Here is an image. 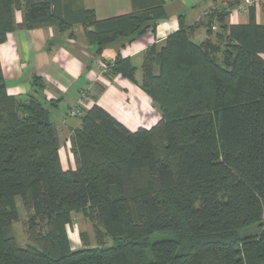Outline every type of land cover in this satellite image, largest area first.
Here are the masks:
<instances>
[{
	"label": "trees",
	"instance_id": "obj_1",
	"mask_svg": "<svg viewBox=\"0 0 264 264\" xmlns=\"http://www.w3.org/2000/svg\"><path fill=\"white\" fill-rule=\"evenodd\" d=\"M167 1L132 0L131 12L99 19L81 0H0V44L19 29L74 37L82 25L103 74L137 83L160 114L130 129L97 101L85 106L95 99L83 90L68 111L80 120L76 167L65 169L50 110L59 99L37 95L40 75L27 96L10 93L0 59V264H264V25L253 14L229 25L227 8L192 25L180 15L179 29L145 50L139 83L122 51L156 32ZM201 26L209 37L198 42ZM18 196L31 211L27 247L14 228ZM75 213L92 222L96 246H73Z\"/></svg>",
	"mask_w": 264,
	"mask_h": 264
},
{
	"label": "crops",
	"instance_id": "obj_2",
	"mask_svg": "<svg viewBox=\"0 0 264 264\" xmlns=\"http://www.w3.org/2000/svg\"><path fill=\"white\" fill-rule=\"evenodd\" d=\"M246 1L168 0L165 6L168 17L159 21L156 32L148 31L127 45L122 53L131 57L137 67L142 66L147 47L154 43L162 44L169 34L179 29L180 15H183L182 19L186 25H192L205 21L209 14L217 10L227 8L229 14L226 22L229 25L248 24L252 14L258 24L264 25V5L249 7L245 5ZM81 4L87 9L95 10L99 19L126 14L133 10L132 0H81ZM21 20L22 14L18 11L17 21ZM75 26L80 27V30L77 28L79 34L75 31ZM75 26L74 37H70L71 30H68L62 43L55 42V39L63 32L55 25H43L11 32L7 41L0 44V59L10 93L27 96L34 90L31 80L35 75H40L45 81V88L37 95L41 99H59L58 107H51L50 110L59 128L60 154L65 169L76 167L75 157L70 150V137L73 130L80 125V120L69 116L68 111L79 102L83 90L93 96L95 101L91 102L97 101L130 129H136L148 120L138 118L144 112L151 118L160 117L150 96L137 83L121 75L110 79L103 74L105 62L95 56V48L87 42L83 26ZM208 37L204 26L199 27L192 35L198 42ZM116 53L117 49L111 46L105 50L103 57L112 60ZM262 56L264 58V53ZM136 78L140 83L141 79L137 73ZM82 102L90 107V101ZM129 124H136V127Z\"/></svg>",
	"mask_w": 264,
	"mask_h": 264
},
{
	"label": "rangeland",
	"instance_id": "obj_3",
	"mask_svg": "<svg viewBox=\"0 0 264 264\" xmlns=\"http://www.w3.org/2000/svg\"><path fill=\"white\" fill-rule=\"evenodd\" d=\"M77 28H79V30H80V27L75 26V31L77 32V34H79ZM58 36L59 37L55 39V42L62 43L65 39V36H67V33L63 32V33H60V35H58ZM142 75H143L142 67H141V65H138L137 76L139 79H142ZM89 101L91 102V99H89V98L85 99V102L89 103ZM92 103L94 104V102H91V103H89V106H92L93 105ZM138 118L140 120L141 119H148V120H146V122H142L144 124H141V126L150 127V126L154 125L159 120L160 117L158 118V116H153L151 118L149 115H147L144 112ZM152 120H154V121L150 122ZM145 123H148V124H145ZM129 125L131 127H136L135 126L136 124H134V125L129 124ZM16 202H17V208L19 210V220L14 222L15 233L17 235L19 245L21 247H27L31 244V242L29 241L28 236L26 235L25 227H26V223L29 220L31 211L26 209V207L23 205L22 198L20 196L16 197ZM68 229H69V235H70V238H71V241H72V244L74 247H80V246L86 245V244L92 245V246L97 245V237H96L95 232H94L93 224L90 220L85 218L82 213H75L74 214L73 223L71 226L68 227ZM256 230H257L256 228H251L250 232L254 233V232H256ZM167 236H168L167 234H156L153 237L154 238H162V237H167ZM105 242H106L105 244L110 245V244H112L113 241L110 240L109 237H106Z\"/></svg>",
	"mask_w": 264,
	"mask_h": 264
},
{
	"label": "built area",
	"instance_id": "obj_4",
	"mask_svg": "<svg viewBox=\"0 0 264 264\" xmlns=\"http://www.w3.org/2000/svg\"><path fill=\"white\" fill-rule=\"evenodd\" d=\"M256 4L264 5V0H247L245 2L246 6H252V5H256Z\"/></svg>",
	"mask_w": 264,
	"mask_h": 264
}]
</instances>
